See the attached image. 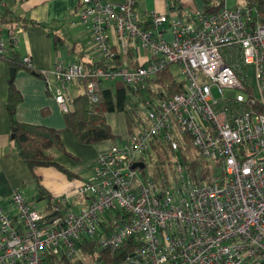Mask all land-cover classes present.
Masks as SVG:
<instances>
[{"label":"built area","instance_id":"built-area-1","mask_svg":"<svg viewBox=\"0 0 264 264\" xmlns=\"http://www.w3.org/2000/svg\"><path fill=\"white\" fill-rule=\"evenodd\" d=\"M215 1L186 20L172 0L163 14H138L137 0H78L85 61L53 64L54 101L66 112L68 87L95 102L103 82H121L140 111L91 179L49 207L18 192L0 205V264H103L126 240V264H264V23L253 3ZM166 66L180 92L161 97L154 80ZM153 144L166 146L169 172H152Z\"/></svg>","mask_w":264,"mask_h":264},{"label":"crops","instance_id":"crops-1","mask_svg":"<svg viewBox=\"0 0 264 264\" xmlns=\"http://www.w3.org/2000/svg\"><path fill=\"white\" fill-rule=\"evenodd\" d=\"M169 1L148 0L145 4L144 0H137L136 9L138 14L141 9L163 14L169 10ZM77 2L78 0H0V12L7 9L13 15L18 14L26 20L23 26L15 28L12 41L6 36V26L1 27L4 57L0 59V205L4 208L12 192H18L23 197L24 191L34 187L35 193L30 197L36 195L33 174L37 176L39 184L52 196L70 193L78 184L91 177L95 158L112 142L104 140L91 144L79 143L72 132L65 129L63 111L57 108L58 105L52 95V90L57 85L50 75L53 64L76 62L79 58L85 61L84 54L88 42L84 40L88 41V38L78 21ZM172 4L175 13L184 19L189 17L193 10L202 8V0H172ZM30 21L33 24H29ZM54 34L61 38L57 46L53 43ZM74 43V50L78 53L72 51ZM14 55L20 58L28 57L31 68L42 76L22 68L14 69L11 81L21 95V99L14 105L13 118L18 123L42 125L60 130V139L64 148L75 159L56 154L54 161L71 173L70 178L52 166L30 171L16 151L9 146L11 123L10 112L6 108V93L11 66L5 57ZM89 57L93 59L91 54ZM50 83H54V86H50ZM103 83L101 86H104ZM69 89L76 92L71 94ZM67 93L71 99L80 95L76 87H68ZM110 114L112 117L107 119ZM122 117L127 132L125 116ZM105 121L110 130H112L111 126H116L117 129L111 132L119 138L121 116H117L115 112L106 113Z\"/></svg>","mask_w":264,"mask_h":264},{"label":"trees","instance_id":"trees-1","mask_svg":"<svg viewBox=\"0 0 264 264\" xmlns=\"http://www.w3.org/2000/svg\"><path fill=\"white\" fill-rule=\"evenodd\" d=\"M242 1V3L249 5L253 3L257 12L254 20L259 23H264V0H234ZM221 6L215 0H202V10L204 12L216 11ZM179 16V15H178ZM180 17V16H179ZM182 18V17H181ZM189 20V17L186 18ZM26 20L18 14L13 15L9 10L4 9L0 12V36L1 27L6 26V36L11 41L14 30L17 26H23ZM29 24H33L31 21ZM61 42V38L54 34L53 43L57 46ZM75 49V43L72 45V51ZM76 53L77 50H74ZM4 56L0 53V59ZM6 61L14 69L22 68L27 71H33V74L42 76L36 72L31 66L26 65L22 58L18 56L5 57ZM80 60V58H79ZM78 60V61H79ZM161 82L165 93H158L161 97L171 96L180 92V84L175 81L174 74L169 67H164L158 74L154 82ZM157 96V92L155 93ZM21 99V95L12 83L9 81L7 85L6 101L7 104H17ZM115 111H122L125 116V121L129 128V117L131 114L140 111V102L132 91L121 82L107 83V85L100 86L97 100L95 102L89 101L83 95H76L71 99L70 110L63 112V121L65 128L69 129L74 135L75 139L82 144L97 143L104 140L116 141L119 138L112 134L110 127L105 121V114ZM10 112V123L13 131L9 133V146L14 149L20 160L33 171L40 167H55L58 171L70 178L72 175L65 168L54 161L55 155H65L66 157L75 159L64 148L60 139V130L48 128L42 125H34L27 123L15 122L13 118V109ZM152 154L155 158L151 162L152 169L158 172L164 169L163 160L168 156V151L164 144L152 145ZM151 156L148 155L150 160ZM168 158V157H167ZM34 180L36 183V201H44L46 207H49L52 201V195L49 194L38 182L35 174ZM95 241L91 242L92 244ZM135 244L131 240H126L122 243L120 248L112 255H102L103 264H126L123 261L124 254L130 252ZM58 264V261H55ZM66 261L62 259L61 264Z\"/></svg>","mask_w":264,"mask_h":264},{"label":"rangeland","instance_id":"rangeland-1","mask_svg":"<svg viewBox=\"0 0 264 264\" xmlns=\"http://www.w3.org/2000/svg\"><path fill=\"white\" fill-rule=\"evenodd\" d=\"M145 1V4H147L148 3V0H144ZM234 0H226V6H232V5H234ZM82 30H83V28H82ZM85 38V37H84ZM86 39V38H85ZM85 42H88L87 41V39L86 40H84ZM104 85H107V83H103ZM50 86H54V83H50ZM49 86V87H50ZM51 88V87H50ZM54 88V87H53ZM52 89V88H51ZM69 91H70V93L71 94H74L76 91L75 90H71V89H69ZM223 94L225 95V96H229V97H234V98H237V99H240V100H243L244 98H245V95L242 93V92H240L239 90H228V89H225V90H223ZM57 108H59L58 106H57ZM115 113L117 114V116L118 115H120L121 116V134H120V139H124L125 138V135H126V131H125V129H124V125H123V113H122V111H115ZM110 117H112V115L110 114V115H108L107 116V119H109ZM111 128H112V130L113 131H115L117 128H116V126H114V127H112L111 126ZM66 129V128H65ZM111 130V131H112ZM116 136V135H115ZM167 157H169L170 158V160L172 159L171 158V156H167ZM166 157V158H167ZM155 158L154 157H152V158H150V162H152V160H154ZM147 164H148V162H147ZM164 166V165H163ZM165 167V166H164ZM170 169H171V167L170 168H168V169H163V170H165L166 172H169L170 171ZM204 172H207V173H209V174H212V171H211V169H210V167H206V168H204ZM92 173V172H91ZM91 177H92V174H91ZM91 177L89 178V179H91ZM89 179H87V180H89ZM87 180H84V181H87ZM32 193H35V189H34V187H29L26 191H24V194H23V197H22V199H24V200H28V201H33V203H34V206H35V208H37V209H42V205H43V202L42 201H36L35 200V196H33V198L32 197H30V195L32 194ZM2 205H4V204H2ZM9 208V204H7V206H6V208L5 209H8Z\"/></svg>","mask_w":264,"mask_h":264},{"label":"water","instance_id":"water-1","mask_svg":"<svg viewBox=\"0 0 264 264\" xmlns=\"http://www.w3.org/2000/svg\"><path fill=\"white\" fill-rule=\"evenodd\" d=\"M13 72H14V68L11 67L10 70H9V80H8V82L11 81L12 76H13ZM6 108H7L8 110H12V109H13V106L7 104V105H6ZM10 131H13V128H10ZM135 167L143 168V163H141V162H135V163H133V164L131 165V168H135Z\"/></svg>","mask_w":264,"mask_h":264}]
</instances>
